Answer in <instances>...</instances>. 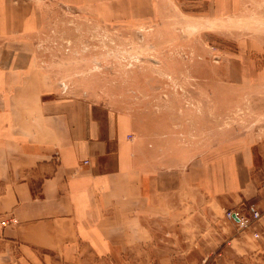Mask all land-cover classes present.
Masks as SVG:
<instances>
[{"label":"crops","instance_id":"0c3cea01","mask_svg":"<svg viewBox=\"0 0 264 264\" xmlns=\"http://www.w3.org/2000/svg\"><path fill=\"white\" fill-rule=\"evenodd\" d=\"M59 1L110 23L117 8L135 6ZM187 1L232 16L246 0ZM39 26L34 0H0V264H107L159 239L175 252L187 240L193 249L218 242L221 253L196 262L240 259L223 254L245 251L224 211L240 202L264 210L253 139L224 138L185 158L161 140V169L152 167L131 118L48 89L33 42Z\"/></svg>","mask_w":264,"mask_h":264},{"label":"rangeland","instance_id":"374dc122","mask_svg":"<svg viewBox=\"0 0 264 264\" xmlns=\"http://www.w3.org/2000/svg\"><path fill=\"white\" fill-rule=\"evenodd\" d=\"M34 2L40 26L33 42L53 94L83 97L127 115L133 137L147 145L157 169L161 140L185 158L247 134L254 141L255 185L264 190L263 1L246 0L239 12L223 16L187 0H134L132 11L117 8L111 23L59 0ZM249 204L227 210L245 212ZM259 210L258 238L237 228L245 251H223L238 260L196 262L221 253L218 242L202 240L207 245L193 249L187 240L175 252L159 239L107 264H264Z\"/></svg>","mask_w":264,"mask_h":264},{"label":"built area","instance_id":"2783aa9c","mask_svg":"<svg viewBox=\"0 0 264 264\" xmlns=\"http://www.w3.org/2000/svg\"><path fill=\"white\" fill-rule=\"evenodd\" d=\"M245 209V212L239 210H227L225 211L224 216L228 220H234L237 224V228L241 232L250 230L253 232V237L258 238L259 233L256 228L261 221L262 212L255 204H249Z\"/></svg>","mask_w":264,"mask_h":264},{"label":"water","instance_id":"95a60500","mask_svg":"<svg viewBox=\"0 0 264 264\" xmlns=\"http://www.w3.org/2000/svg\"><path fill=\"white\" fill-rule=\"evenodd\" d=\"M236 220V219H235Z\"/></svg>","mask_w":264,"mask_h":264}]
</instances>
